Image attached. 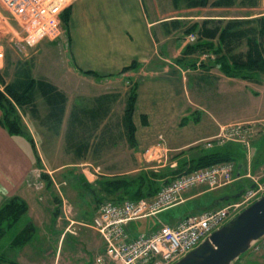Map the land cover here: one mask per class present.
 Wrapping results in <instances>:
<instances>
[{
  "label": "crops",
  "instance_id": "0c3cea01",
  "mask_svg": "<svg viewBox=\"0 0 264 264\" xmlns=\"http://www.w3.org/2000/svg\"><path fill=\"white\" fill-rule=\"evenodd\" d=\"M174 5L173 0H74L63 38L44 40L34 48L18 51L15 43L21 40L20 30L0 3V53L7 55L12 48L18 56L10 69L0 68L2 74L11 77L7 83L14 79L19 63H29L35 79L46 80L66 99L59 125L46 119L50 110L41 97L36 101L44 122L24 116L29 120L27 128L35 149L26 139L10 136L0 126V201L14 196L23 199L29 207L26 215L29 220L25 222L34 223L32 220L41 215L38 210L41 196L30 187L34 169H47L53 174L65 168L125 169L129 171L122 174H128L148 170L147 153L159 157L171 154V168H176L179 160L188 158L191 152H195L192 157H199L214 146L230 152L226 145L212 148L205 145V141L218 135L222 126L264 119V74H258L252 82L228 78L211 60L201 61L203 56H198L199 53L186 56L188 35L182 33V24L186 20L195 24L198 16L178 15ZM262 15L264 12L236 19ZM212 19L209 15L203 18ZM131 88L136 89L133 116L136 147L130 146L123 126ZM234 104L243 107V112L230 117L229 108ZM121 147L138 166H131V161L120 163L113 157ZM55 149L56 153L72 158L59 165L50 163L49 153ZM245 154L244 175L235 169V183L248 178L251 154L253 162L260 165L264 161V132L253 141L251 153ZM69 176L75 178L73 173ZM76 176L79 179L74 182L80 186L84 172ZM102 176L118 175L102 173L98 177ZM233 185L214 191L202 187L193 190L183 204L160 215L165 221L159 217L157 222L175 225L186 216L208 209L213 201L228 196L227 188ZM185 205L188 209L183 212L173 211ZM60 219L61 214L56 220ZM84 223L79 224L87 226ZM49 233V241L56 239V233L61 235L58 244L66 237L56 231L55 224ZM86 234L83 231L80 236Z\"/></svg>",
  "mask_w": 264,
  "mask_h": 264
},
{
  "label": "trees",
  "instance_id": "16d2710c",
  "mask_svg": "<svg viewBox=\"0 0 264 264\" xmlns=\"http://www.w3.org/2000/svg\"><path fill=\"white\" fill-rule=\"evenodd\" d=\"M237 0H187V6L190 8H205L207 6L220 8L232 7ZM251 5H255L251 1ZM177 7L179 0H173ZM71 19V7H68L61 15L64 29L67 30ZM203 20L201 23H195L187 31L188 35L196 33L198 41L190 45L185 50V55L191 53L204 54L214 53L216 59L212 61L213 66L228 78H238L246 81H256L258 74H264V15L254 19H231L227 20ZM179 24H182L178 22ZM243 40H246L248 47L247 53L234 54V48L239 46ZM213 41H218L215 47ZM224 51V52H223ZM87 75L95 76L93 72H87ZM37 97H41L48 105L50 110L46 118L59 125L64 113L65 96L61 94L54 86L46 80L35 79L32 75L29 63H19L14 79L7 83L0 72V126H2L10 136L22 137L26 139L33 149H35L34 139L32 138L26 123L23 122L22 115L35 120L44 122L40 106L37 104ZM136 105V89L129 91L128 101L123 117V126L127 134L128 142L131 147H136L135 133L136 127L133 122V116ZM43 106V105H42ZM45 107V106H44ZM230 148V152L223 147L208 149L199 157L190 159L183 158L179 160L176 168L169 169L171 177L164 181V174L155 172H145L137 177L131 176H102L94 183L87 179L80 178V190L92 199L95 206V213L100 205L104 203L119 204L127 200L138 201L155 196L165 185L169 184L175 178L196 170L209 168L215 165L232 162L238 172H243L245 165L240 164V154L245 157L244 147L240 144H225ZM224 145V146H225ZM225 146V147H226ZM239 147L240 149H236ZM238 150V151H237ZM179 156L177 157V159ZM169 173V171H168ZM45 190L49 192L55 204V221L61 214L62 199L56 194L53 182L47 173L41 175ZM244 182V181H242ZM241 182V183H242ZM248 183H243L240 190L223 204H216L213 201L210 208L204 209L200 214L207 210L222 208L228 203L239 200L235 197L240 191L249 188ZM246 190H244L245 192ZM224 198V197H223ZM222 199V198H221ZM219 200V199H218ZM28 204L18 196L9 198L0 205V248L6 246L9 251H21L32 241L36 234L34 223L27 221L21 229H18L22 221L28 214ZM193 215V214H192ZM187 217V216H186ZM11 239H6L9 235ZM15 255V254H13ZM0 264H18L15 259L7 257L0 253Z\"/></svg>",
  "mask_w": 264,
  "mask_h": 264
},
{
  "label": "built area",
  "instance_id": "2783aa9c",
  "mask_svg": "<svg viewBox=\"0 0 264 264\" xmlns=\"http://www.w3.org/2000/svg\"><path fill=\"white\" fill-rule=\"evenodd\" d=\"M70 1L73 0H0L21 33V40L15 43L16 49L24 51L26 47L34 48L44 40H59L64 34L61 15L71 5ZM189 39L190 42L195 41L193 35ZM263 132L264 119L229 124L220 128L213 139L205 141V145L212 148L233 142L249 149L253 139ZM32 172L34 182L30 186L35 185L36 189L43 190L45 185L41 175L46 172ZM234 174V163H223L183 174L151 198L100 205L89 227L102 238L105 250L95 258L93 264H175L254 203L260 195H264L261 194L264 192V180L254 181V188L247 190L238 204L189 215L175 225L161 224L148 235L130 238L129 232L135 228L134 223L157 218L183 204L186 195L200 187H207L209 191L227 187L236 181ZM65 210V219L70 220L72 209L69 206L67 209L65 205ZM262 242L264 237L256 243L259 245Z\"/></svg>",
  "mask_w": 264,
  "mask_h": 264
},
{
  "label": "rangeland",
  "instance_id": "374dc122",
  "mask_svg": "<svg viewBox=\"0 0 264 264\" xmlns=\"http://www.w3.org/2000/svg\"><path fill=\"white\" fill-rule=\"evenodd\" d=\"M73 1H70V2H73ZM210 1L212 3L215 0H210ZM251 1H253L255 5L252 6ZM174 7H175V12H177L178 15L180 14L181 16H184V17H189L191 15L198 16L197 23H201L203 18L207 17L208 15L213 16L214 20H221L220 18H223L225 21L223 22L224 24L222 27L226 25L227 20L236 19V18H245L246 16H255L257 14H261L264 12V4L262 3V0H237L236 4L232 7H220V8H215L211 6H207L205 8H190L187 6V0H179L178 6L176 7L174 5ZM176 9H179V10H176ZM9 19L11 18L9 17ZM13 22L16 24L15 21ZM193 23L194 22H192L191 20L184 21V23L182 24L183 25L182 33H184L185 35H188L187 31L191 28ZM65 34L66 33L64 32V35ZM64 35L61 38H63ZM192 35L193 37H195V41L190 42L191 40L189 39V37ZM198 38L199 37L196 33L189 34L186 38V41H187L186 46L188 47L190 45L195 44L198 41ZM213 43L215 47H217L218 41H213ZM9 50H10V53L8 52L7 55H5V52L2 53L1 51L0 55L2 56V58H0V68L7 67V69H10L11 64L14 63V61L17 59L18 56L13 51V49L9 48ZM247 51H248V47L246 44V40H243L239 46L234 48L233 53L245 55ZM198 56L200 57L203 56L202 57L203 59L201 60L203 62L207 60L213 61L214 59H216V55L214 53L206 52L204 54H200V55L198 54ZM198 59L200 60V58ZM2 63H4V65ZM1 75L3 77L6 76V79H4L6 82L11 79V77H8L9 75L7 76L5 75V73L2 74L1 72ZM242 112H243V107L237 106L236 104L230 105V108H229L230 117H237L240 114H242ZM22 119H23V122L26 123L27 125L29 122L28 118L22 115ZM235 123H247V121L246 122H234L230 124H235ZM230 143H233V142H230ZM233 144L238 145V143H233ZM252 144L249 149H247L243 145L242 146L245 149H247L248 153L249 152L251 153ZM216 146H219V145H216ZM221 146H224V145H221ZM236 149H240V148L237 147ZM187 153H189V151H187ZM191 154L187 155L188 157L187 159L192 158V156L195 155V152H191ZM242 154L243 153L240 154L241 155L240 161H239L240 164L245 163V157ZM159 156L160 155L158 154L147 153L146 157L149 161L145 162V164L146 166L149 167L147 168L148 170L130 171L128 174H122V173L129 171L125 169H118V170L94 169L93 170V168H86L82 171L76 170V169L72 171L69 168H65L63 170L62 169L58 170L55 174H53V172H49L47 169H44V171L48 175L50 176L52 175L51 177H54V181H55V183H53L54 190L56 194H58V196L62 199L63 206H61L60 208L61 209V219L59 221L56 220L57 222L55 223V217H54L55 204L49 192H47L45 188L43 190L42 189L38 190L36 189L35 185L33 187L30 186L41 196L40 199L42 200L40 202V207L38 208L39 211L41 210V215L39 217H36V218H39L38 220L36 221L32 220L36 228V234L34 238L32 239V241L29 243V245L26 246V248H24L23 250L21 251L13 250L12 252V251H9L10 249H8L6 246H3L2 248H0V253H3V255H7V257L15 259L18 262V264H82V263H88V262L92 263V261L94 262L97 256L103 254L105 250V243L102 240V238L99 236V234L96 233L91 227H89V225H91L94 219V216H95V206L91 202L92 201L91 197L87 196V194L84 193V191L81 192L80 190L81 187L77 186V182H74L75 178L79 179V176H76V175H81L82 172H84V176H85L84 179H86V177H89V179L87 180H89L90 183H94L97 180L96 177H98L99 174H102V173L103 174H114L118 176L127 175L128 177L131 176L134 178V177H137L139 174H142L145 172L147 173L155 172L160 175L164 174L165 179H162V180L167 181V179L171 177V173H172L169 169H173L171 168V164L173 162L171 160L172 155L166 154V155H163V157H159ZM113 157L116 158L120 163L123 161H131V164H130L131 166H135V167L138 166L135 164L133 160L130 159V154L126 152L123 147L119 148L117 150V153ZM71 158H72L71 155H64V154H61L60 152L56 153V149L54 150L53 153H49L50 163L52 162V163L58 164L59 162H61L60 164H62L63 162L64 163L69 162ZM250 158H251V161H250L249 166H248V163L246 164V166H248V170L250 174L248 178H246V181L244 182L251 185L254 181L262 182L264 180V161L262 162V164L259 165V163L253 162L252 154L250 155ZM102 165L105 166L104 163H102ZM35 170H39V169H35ZM40 170H43V169H40ZM70 173H73L75 175L74 179L70 178L69 176ZM30 175L34 179L33 172ZM244 182L240 184L234 182L233 186L228 187L227 188V190L229 191L228 196H233V194L237 193V191L240 190V187ZM202 188L209 190L207 187H202ZM261 194H264V192H262ZM238 203H240V199L234 200L225 206L238 204ZM1 204L2 203L0 201V205ZM65 205L67 209H68V206L72 209L71 216H70V220L73 222L72 224L68 222L65 218L63 219V211L64 212L66 211ZM186 209H188V205L181 206L179 208H176L173 211L181 213ZM159 217L160 216H158L157 218L140 220L134 223L133 226L135 228H132V230L129 232L130 238H135L140 235H148L154 232L155 230H157V228L160 227V224L157 222ZM165 217H167V215ZM160 218L163 221H165L164 216H161ZM26 219H28V216L22 221L18 229H21L23 227V224L26 221ZM82 222H85L84 224L88 225V227L82 226L81 224H79ZM54 224H55L56 231L58 233L63 232L64 236H66L65 239L63 240L64 242L62 241L61 244H58V238H60L61 235L58 236L59 234L57 233L56 235H54L56 236V239L49 241V237H48L50 234L49 232L53 231ZM83 231L88 232V234H86L85 237L80 236ZM13 235L10 234L6 239H11L10 237H12ZM233 264H264V242H262L259 245L257 243L253 244L251 249L246 254L242 255L239 259H237L235 262H233Z\"/></svg>",
  "mask_w": 264,
  "mask_h": 264
},
{
  "label": "water",
  "instance_id": "95a60500",
  "mask_svg": "<svg viewBox=\"0 0 264 264\" xmlns=\"http://www.w3.org/2000/svg\"><path fill=\"white\" fill-rule=\"evenodd\" d=\"M252 186L250 189H253ZM247 190V189H244ZM244 190L235 197H241ZM231 197L216 201L223 204ZM264 237V195L175 264H233Z\"/></svg>",
  "mask_w": 264,
  "mask_h": 264
}]
</instances>
